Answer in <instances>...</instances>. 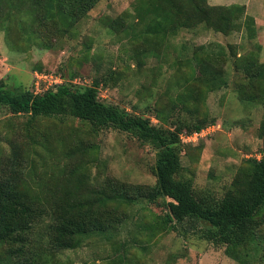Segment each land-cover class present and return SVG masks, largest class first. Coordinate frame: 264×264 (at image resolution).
I'll use <instances>...</instances> for the list:
<instances>
[{
	"label": "rangeland",
	"instance_id": "374dc122",
	"mask_svg": "<svg viewBox=\"0 0 264 264\" xmlns=\"http://www.w3.org/2000/svg\"><path fill=\"white\" fill-rule=\"evenodd\" d=\"M43 1L46 9L32 0L2 4L0 80L9 88L42 94L71 78L80 86L98 80L103 102L158 126L206 119L203 136L184 126L177 146L179 177L191 181L199 197L221 199L247 160L264 155V103L251 99L257 90L245 85L246 72L237 67L247 55L264 62V0H207L229 15L228 33L209 21L181 19L175 9L166 15L160 0H98L83 14L66 2ZM196 59L207 64L212 81H199ZM156 158L151 144L130 133L95 131L89 121L66 114L13 115L0 106V180L27 176L32 194L50 199L74 187L83 172L90 178L86 196L101 220L79 247L63 251L53 249L52 234L41 224L31 238L35 264H239L225 246L172 228L169 198L150 201L133 189L131 203L95 201L113 196L121 183L144 191L155 186ZM256 236L242 247L244 264H264V225ZM0 264H16L2 244Z\"/></svg>",
	"mask_w": 264,
	"mask_h": 264
},
{
	"label": "trees",
	"instance_id": "16d2710c",
	"mask_svg": "<svg viewBox=\"0 0 264 264\" xmlns=\"http://www.w3.org/2000/svg\"><path fill=\"white\" fill-rule=\"evenodd\" d=\"M32 1L35 7L46 9L43 0ZM97 1L58 0L62 4L66 2L78 14L86 13ZM3 3L4 0H0V15L4 9ZM159 3L166 15L170 9L171 12L175 9L176 12L173 13H177L181 19H189L192 23L209 21L219 31H230L224 24L229 15L219 12L222 11L221 6L216 12V8L209 6L207 0H160ZM235 7L240 9V6ZM191 9H195L197 17H189ZM215 12L217 17L213 15ZM186 23L184 27L188 26V22ZM254 56H244L246 61L237 67L246 72L245 77L249 81L245 85L251 90H257L251 99L264 103V62H259ZM196 63L202 72L199 81H212L213 79L205 75L208 71L207 64L198 59ZM70 80L42 94L23 89L13 90L4 80H0V106H7L13 115H70L89 121L95 131L118 129L151 144L157 150L153 168L156 185L144 191L142 187L121 183V187L115 188L117 191L113 196L102 195L98 200L95 198V201L101 206H105L110 200L131 203L134 199L130 190L133 189L136 195L146 194L150 201L160 197L169 198L166 205L172 228L179 232H188L190 229L201 239L216 246H225L228 256L239 264H244L241 259L242 247L251 239L257 238L258 229L264 225V155L247 160L246 170L234 178L231 187L221 199L199 197L192 182L179 177L183 165L177 146L181 143L184 126L190 134L201 131L207 126L206 119L176 126L175 129L164 128L154 124L149 117L129 112L116 104L103 102L98 90L100 81L80 86ZM76 170L74 167L72 171ZM81 174L82 177L76 180L74 187L50 199L47 194L43 198L33 195L32 187L27 184V176L26 181L22 177L18 180L11 176L0 180V244L6 245L9 258L16 259V264L37 262L38 256L32 249L31 238L41 224L52 234L50 244L57 251L79 247L84 235L101 227V220L98 213H95L96 204L94 206V200L86 196L90 178H86L83 172ZM102 191L107 194L106 189L99 192Z\"/></svg>",
	"mask_w": 264,
	"mask_h": 264
},
{
	"label": "built area",
	"instance_id": "2783aa9c",
	"mask_svg": "<svg viewBox=\"0 0 264 264\" xmlns=\"http://www.w3.org/2000/svg\"><path fill=\"white\" fill-rule=\"evenodd\" d=\"M65 79V78H64ZM39 89V88H38ZM38 93V92H37ZM208 128H211V127H208ZM205 130H208L207 128L206 129H202L201 131H195V132H193L192 134H193V136H199V135H201V136H203L204 134V132H205Z\"/></svg>",
	"mask_w": 264,
	"mask_h": 264
}]
</instances>
